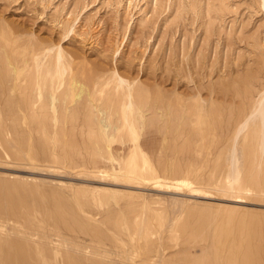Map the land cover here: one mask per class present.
<instances>
[{
	"label": "rangeland",
	"instance_id": "rangeland-1",
	"mask_svg": "<svg viewBox=\"0 0 264 264\" xmlns=\"http://www.w3.org/2000/svg\"><path fill=\"white\" fill-rule=\"evenodd\" d=\"M118 1L0 0V34L18 37L8 49L15 60L27 45L28 52L34 46L50 56L62 49L64 64L77 65L75 72L67 69L66 87L71 78L86 81L91 92L93 84L104 86L98 87L106 94L102 103L115 86L132 81L134 90L164 92L163 98L152 94L161 107L142 110L139 151L150 171L139 179L126 162L140 168L143 161L134 157L118 117L99 101V110L75 102L78 120L74 111L57 124L48 115L46 130L23 112L21 124L6 120L0 130V264H264V178L249 172L247 129L235 135L264 93V0ZM190 105L199 106L197 114ZM88 117L94 127L81 120ZM102 121L112 123L108 133L119 134H112V155L91 141ZM168 123L173 131L165 129ZM47 127L61 131L60 142ZM233 147L243 170L237 198L226 192Z\"/></svg>",
	"mask_w": 264,
	"mask_h": 264
},
{
	"label": "bare ground",
	"instance_id": "bare-ground-1",
	"mask_svg": "<svg viewBox=\"0 0 264 264\" xmlns=\"http://www.w3.org/2000/svg\"><path fill=\"white\" fill-rule=\"evenodd\" d=\"M114 1V0H113ZM117 2H119L118 0H116ZM122 1H120L121 3ZM188 2V1H187ZM186 2V3H187ZM197 3V2H196ZM195 3V4H196ZM112 4V3H111ZM130 4V3H129ZM183 4V3H182ZM192 4V3H191ZM226 4V3H225ZM224 4V5H225ZM187 5V4H186ZM211 5V4H210ZM158 7V6H157ZM192 7V6H191ZM201 7V6H200ZM208 7V6H207ZM217 7V6H216ZM223 8V6H222ZM185 9V8H184ZM186 9H187V6H186ZM198 9V8H196ZM217 10V9H216ZM183 11V10H182ZM187 11V10H185ZM190 11V10H189ZM199 10H197L198 12ZM196 12V11H195ZM196 12V13H197ZM191 13V12H190ZM209 13V12H208ZM210 14V13H209ZM197 15V14H196ZM69 20H67L68 22ZM66 22V21H65ZM70 23V22H68ZM71 25V24H69ZM68 26V25H67ZM91 26V25H90ZM69 27V26H68ZM71 28V27H70ZM67 29V28H66ZM90 29V28H89ZM68 30V29H67ZM92 31V30H91ZM90 31V32H91ZM86 32V31H84ZM89 32V33H90ZM87 33V32H86ZM1 35V34H0ZM2 40H1V37H0V51L3 55V59L0 60V130L1 131H5L6 130V124H7V119L10 120L11 124L12 123H16V124H21V113L23 112V114L25 115L26 118L30 117L31 121L32 122H36L35 124L39 125V128L40 129V125L42 126L43 130H46V127H45V124H46V120H47V116L52 114V120L54 121V124H57L59 122V119L60 118H63V120L65 121V119L68 118V116H72L74 115H77L75 112V109L73 106H75L78 102H81L82 105H86L85 107L90 106L91 108L94 109H97L99 110L98 108V103L101 102L102 98L106 96H103L104 94V86H101L103 87L104 89H101L100 91H98V87H100L99 85L97 86L96 84H93L92 88L94 90V92L90 91V88L85 84L86 81L84 83H79L77 80H75L74 78H71L69 80V77L66 79V81H68V87H66V83H65V79H64V75L65 73L66 74H69V72H66L67 69L68 71L73 67L72 65H74L75 63L71 64V68L69 69L68 66L70 65V63H66L64 64L63 60V54L64 53L61 49V51H58L57 53L55 52V54L53 56H50L48 53V55L45 53V52H42L43 49L40 51V49L38 48H29L31 49L29 52L27 51V47L29 45H27V47L25 48L24 47V50L22 49V51L20 52L19 56L16 57L17 59L15 60L12 56V54H10V52H8V49H11L9 48V42L10 43H13L14 45L16 44L17 40H18V37H17V40L16 39H12L10 35H6L2 33ZM21 37V36H20ZM20 39V38H19ZM41 44V43H40ZM45 44V43H44ZM46 45H49V44H46ZM17 46V45H16ZM23 46H26L23 45ZM42 46V45H41ZM39 46V47H41ZM44 46V45H43ZM50 46V45H49ZM31 47V45H30ZM53 47V50H54V46ZM51 48V47H50ZM18 50V48L16 49ZM20 50H21V47H20ZM48 50V49H47ZM44 51H46V48L44 49ZM49 51V50H48ZM52 51V50H51ZM56 51V49L54 50ZM13 52V51H12ZM62 52V53H61ZM52 55V54H51ZM29 56V57H27ZM48 57V59L46 61L43 60L44 57ZM31 62V64H30ZM68 64V65H67ZM67 67H66V66ZM75 67H77V65H74ZM29 67L30 69L33 67V70L28 73V70H29ZM85 67V66H84ZM78 68H79V65H78ZM81 68V67H80ZM73 69H74V72H75V68L73 67L71 69V72H73ZM82 69V68H81ZM7 70H10L9 74L6 75L5 73H7ZM78 71L80 69H77ZM88 71H90L88 68H87ZM30 71V70H29ZM77 71V72H78ZM85 71V70H84ZM87 71V72H88ZM92 71H94L92 69ZM86 72V71H85ZM84 72V73H85ZM79 73V72H78ZM78 73H73L75 76L78 74ZM91 74H88L87 75L89 76H92V72H90ZM104 73V72H103ZM68 75V76H69ZM79 75V74H78ZM86 75V74H84ZM86 75V76H87ZM72 76V75H70ZM80 76V75H79ZM82 76V75H81ZM89 76L90 80L89 82L92 80L91 77ZM83 77V76H82ZM110 78H112L111 76H109ZM109 77L107 80H109ZM85 78V77H84ZM116 78V77H114ZM83 79V78H81ZM86 80H88L87 78H85ZM100 79V78H99ZM106 80V77L104 78ZM104 79H102L104 81ZM113 79V78H112ZM84 81V80H82ZM126 81V80H125ZM111 82V80H110ZM117 82V78L115 80V84ZM133 82V81H132ZM131 82V83H132ZM91 83V82H90ZM104 83V82H103ZM108 83V82H107ZM106 83V84H107ZM130 83V84H131ZM99 84V82L97 83ZM105 84V87L106 86H109V85H112L113 84V81L111 84ZM130 84H128L127 86H121L122 84H118V88H116V86L114 87L111 86L114 90V93H111V90H110V93L113 94V95H109L107 93V91L105 93H107L109 95V97L106 99V101L102 103V105L105 107L104 109L106 110L107 113H109L108 115H116L118 117V120L121 122H119V125L122 124L125 129H126V135H127V140H129L131 143H133V155L134 157H136V155L141 158V160L143 161V166L138 168L135 164H133L132 162H126V166L129 170V172H134L135 175H133V177L139 179V178H143L144 177V174L146 171H150V167L147 165L146 163V159L142 156V153L139 151V148H140V144H139V141H140V130L139 128H141L144 123V115L143 112L142 113V110L143 108H147V109H154L156 108L157 106L158 107H161V105H159L157 102L160 101L158 99H154V97H152V94L154 96H156L158 93H160V91L156 94L154 93H149V91H146V90H143V89H138V90H134V87L130 86ZM103 85V84H102ZM125 85V84H124ZM139 85V84H138ZM64 86V90L62 92H59V90ZM90 86V87H91ZM110 87V86H109ZM218 87V86H217ZM111 88V89H112ZM116 88V89H115ZM122 90H120V89ZM100 89V88H99ZM159 89V88H157ZM108 90V88H107ZM112 90V91H113ZM160 90V89H159ZM98 91V92H96ZM97 93V94H96ZM101 93V95H100ZM164 93V92H163ZM162 92L160 93V96L161 94H163ZM86 94V98L87 100L85 102H83L85 99L82 100L83 98V95L85 96ZM226 94V93H225ZM98 95V96H97ZM107 95V96H108ZM164 95V94H163ZM159 94L157 95V98H160L158 97ZM161 98H163L161 96ZM179 99V97H176ZM171 99V98H170ZM182 99V98H181ZM167 99H165L166 101ZM180 100V99H179ZM98 102L97 104L95 102ZM76 102V104H75ZM170 102V100H169ZM177 102V101H176ZM180 102V101H179ZM183 102V101H181ZM61 103V108L64 107L63 109V114H59V108H58V104ZM100 103V104H101ZM160 103V102H159ZM197 103V102H196ZM75 104V105H74ZM80 104V103H79ZM99 104V106H100ZM169 104V103H168ZM176 104H179V103H176ZM184 104H186V102H184ZM198 104V103H197ZM81 105V106H82ZM101 105V106H102ZM181 105V104H180ZM178 106V109H182V105L181 106ZM254 107H252L253 109L250 111V113H248L246 116H245V119L242 123L238 124L239 125V128L237 129L235 135H236V138L240 135V133H242L244 130L247 129V132L244 136V143H246L248 145V149H249V156L251 158V161H250V169H249V172L255 174L257 177H260V178H264V93L261 95V97L256 100L255 104H253ZM185 106V105H184ZM183 106V107H184ZM189 106V105H188ZM192 106V105H190ZM200 106V104H199ZM196 106H192L193 109H200ZM77 107H78V104H77ZM83 107V106H82ZM84 107V108H85ZM195 107V108H194ZM101 108V107H100ZM203 108V106L201 107ZM248 108V107H247ZM79 109V108H77ZM81 109V107H80ZM192 109V108H190ZM83 110V109H82ZM92 110V112H93ZM103 109H101L100 111H102ZM169 111V109H167ZM189 110V109H188ZM39 111H41V115L39 114ZM74 111V113L72 112ZM85 111V109L83 110ZM82 111V112H83ZM87 111H89V108L87 109ZM99 111V112H100ZM158 111V110H157ZM180 111V110H179ZM190 111V110H189ZM203 111V109H202ZM201 111V112H202ZM207 111V110H206ZM209 111V110H208ZM214 111V110H213ZM96 112V111H95ZM98 112V113H99ZM149 112V111H148ZM212 112V111H211ZM33 113V114H32ZM107 113L106 114V117H107ZM150 113V112H149ZM160 113V112H159ZM170 112H167V116H169ZM197 114V110L195 112ZM205 113V112H204ZM210 113V112H209ZM208 113V115H209ZM31 114V115H30ZM88 114V113H87ZM92 114V113H91ZM95 114V113H94ZM97 114V112H96ZM95 114V115H96ZM147 114V112H146ZM154 114V113H153ZM171 114V113H170ZM179 114V113H178ZM200 116V111L198 113ZM219 114V113H218ZM74 115V116H75ZM82 115H84L82 113ZM93 115V114H92ZM100 115V114H99ZM194 115V114H193ZM207 115V117H208ZM211 115V114H210ZM8 116V118H7ZM41 116V117H40ZM61 116V117H59ZM78 116V118H77ZM76 116V120L79 119V115ZM84 116H87V115H84ZM98 116V114H97ZM243 116V115H242ZM93 117V116H92ZM103 117V116H102ZM151 117V116H150ZM185 116H183V119ZM197 117V115H196ZM201 117V116H200ZM73 118V117H71ZM87 118V117H86ZM83 120L81 119L82 121H87V123H91L90 121V117H88V119L86 120ZM97 118V117H96ZM95 118V119H96ZM99 118V117H98ZM111 120H113L110 116L107 117ZM146 118V117H145ZM160 118H163V115L160 116ZM169 118V117H168ZM206 118V114H205V117ZM211 118V116H210ZM235 118V117H234ZM103 119V118H101ZM105 119V118H104ZM117 119V118H115ZM170 119V118H169ZM200 119V118H199ZM196 120V122H198V120ZM212 120H214L213 118H211ZM72 122L71 119H69ZM97 121L99 119H96ZM189 120V118H188ZM201 120V119H200ZM209 120V119H208ZM211 121V123L208 122V124H211L213 125V122ZM238 120V118H237ZM74 121V120H73ZM96 121V122H97ZM105 121V120H104ZM107 121V120H106ZM150 121V119H149ZM148 121V122H149ZM157 121V120H156ZM63 122V121H62ZM93 122H94V119H93ZM108 122V121H107ZM112 122V121H111ZM110 122V123H111ZM154 122V121H153ZM166 122V121H165ZM201 122V121H199ZM197 123L199 125H202L200 123ZM69 123V122H68ZM86 123V122H85ZM98 123V122H97ZM116 123L117 120H116ZM150 123H152L150 121ZM156 122H154L155 124ZM194 125H195V121L193 122ZM191 123V124H193ZM203 123V122H201ZM229 123V122H228ZM83 124V123H82ZM92 126L94 125L93 123H91ZM102 124L103 126L100 128V131L98 132L99 134L97 135H93L91 136V141L94 143V144H100L101 146L97 147L99 148V150H103L104 152H107L108 155H112V142L114 140V135L118 133H114V135L108 133V130H106V126L107 124L109 123H104L102 121ZM146 124V122H145ZM34 125V124H33ZM88 125V124H87ZM99 125V124H98ZM109 125H112L109 124ZM147 125V124H146ZM36 126V125H35ZM66 126V125H65ZM86 126V124H85ZM149 126V125H147ZM146 126V127H147ZM165 126V125H164ZM205 126V125H204ZM203 126V128H205ZM18 127V126H17ZM94 127V126H93ZM100 127V126H99ZM152 127V126H151ZM189 127V126H188ZM198 127V126H197ZM211 127V126H209ZM213 127V126H212ZM217 127V126H216ZM238 127V126H237ZM48 128V127H47ZM62 128V127H61ZM98 128V127H97ZM118 126L115 127V129L117 130ZM144 128V127H143ZM50 128H48L49 130ZM58 129V128H57ZM66 129V127H65ZM87 129V128H86ZM112 129V128H111ZM110 129V130H111ZM165 129L167 131H173V126L168 123L165 127ZM183 129V128H182ZM192 129V128H191ZM17 130V129H16ZM15 130V132H16ZM51 130V129H50ZM99 130V129H98ZM97 130V131H98ZM176 130V129H175ZM178 130V129H177ZM185 130V129H184ZM187 130V129H186ZM209 130H211V128H209ZM51 131H54V130H51ZM66 131V130H65ZM121 131V130H120ZM182 131V130H180ZM202 131V129H201ZM2 132V133H3ZM24 132V131H23ZM26 132V131H25ZM43 132V131H42ZM61 132V131H59ZM57 130L54 131V134L53 132L51 134H53V139H55L56 141H61V138L60 136L63 135L59 133ZM64 132V131H63ZM62 132V133H63ZM177 132V131H176ZM184 132V131H183ZM18 133V131H17ZM16 133V134H17ZM46 133V132H45ZM67 133V132H66ZM66 133H65V136H66ZM120 134L123 133V130L122 132H119ZM180 133V132H179ZM205 133V132H204ZM203 133V134H204ZM20 134V133H19ZM22 134V133H21ZM73 134V133H72ZM183 134V133H181ZM187 134V132H186ZM216 134V133H215ZM74 135V134H73ZM119 134H117L116 136H118ZM122 135V134H121ZM142 135V134H141ZM198 135V134H197ZM211 135V138H212V134H209V136ZM23 135H21L22 137ZM42 136H44L42 134ZM64 136V135H63ZM69 136V135H68ZM71 136V134H70ZM69 136V137H70ZM75 136V135H74ZM123 136L125 137V134H123ZM121 137V138H124V137ZM143 136V135H142ZM164 136V135H163ZM168 136V135H167ZM181 137V135H179ZM179 136H178V139H179ZM187 136V135H186ZM201 136V135H200ZM203 136V135H202ZM204 137V136H203ZM202 137V138H203ZM17 138V137H16ZM63 139L65 137H62ZM75 138V137H74ZM74 138H72L74 140ZM120 138V137H118ZM150 138V137H149ZM200 138V137H199ZM209 138V137H208ZM207 138V139H208ZM46 138H44V142H46L45 140ZM50 139V138H49ZM70 139V138H69ZM71 139V140H72ZM117 139V138H116ZM145 139V138H144ZM154 139V138H153ZM204 139H206L204 137ZM210 139V138H209ZM235 139V137H234ZM31 140V138H30ZM88 140V139H86ZM120 140V139H119ZM118 140V141H119ZM124 140V139H123ZM123 140H121L122 142H124ZM146 140V139H145ZM166 140H168L166 138ZM186 140V139H185ZM203 140V139H202ZM212 139H210V142ZM33 141V140H32ZM49 141V140H48ZM47 141V142H48ZM64 141H68V140H64ZM62 141V142H64ZM76 141V140H75ZM90 141V140H89ZM88 141V142H89ZM237 141V140H236ZM29 142V141H28ZM54 142V141H53ZM51 142V143H53ZM72 143V141H70ZM127 142V141H126ZM123 143V144H126ZM168 142V141H166ZM190 142V141H189ZM209 142V140H208ZM50 143V141H49ZM76 144V142H74ZM87 143V142H86ZM129 143V142H127ZM149 143V141H148ZM192 143H194L192 141ZM235 143V142H234ZM15 144V143H14ZM55 144V142H54ZM58 144V143H57ZM66 144V143H64ZM93 144V145H94ZM209 144V143H208ZM45 145V144H43ZM49 145V144H48ZM59 145V144H58ZM73 145V144H72ZM77 145V144H76ZM147 145V144H146ZM145 145V146H146ZM152 145V144H151ZM235 145V144H234ZM237 145V144H236ZM246 145V146H247ZM47 146V145H46ZM65 146V145H64ZM63 146V148H64ZM78 146V145H77ZM150 146V145H149ZM43 146L41 145V148ZM48 147V146H47ZM67 147V146H66ZM75 147V146H74ZM45 147H43L42 149H44ZM88 148H89V145H88ZM207 148V147H206ZM234 150L232 151V156H231V169H230V172H228L232 178L230 179L231 181H229V185H228V190H226L227 193L231 194V196L237 198V197H240V195L243 193V190H242V182H243V175H242V172L243 170L241 171L240 167H239V156L237 154V151H236V148L233 147ZM241 148V147H240ZM70 149V148H69ZM243 151V150H242ZM45 152H46V149H45ZM97 154H99L97 151H96ZM102 153V152H101ZM103 154V153H102ZM100 155V154H99ZM107 155V154H105ZM114 156V155H113ZM132 157V159L134 158ZM110 158V157H109ZM115 158V157H114ZM116 159V158H115ZM114 159V160H115ZM131 163V164H130ZM216 163V162H215ZM175 169V168H174ZM191 171V170H190ZM189 171V172H190ZM151 173V172H150ZM173 174V173H172ZM96 175V174H95ZM97 176V175H96ZM128 177V176H127ZM131 177V176H129ZM131 177V178H133ZM108 179V178H107ZM180 179V178H179ZM178 179V180H179ZM196 179V178H195ZM119 180V179H118ZM123 180V179H122ZM128 181V179H126ZM161 180V179H160ZM167 180V178H166ZM174 180V179H173ZM176 180V179H175ZM182 180V179H181ZM180 180V181H181ZM132 181V180H131ZM142 181V180H141ZM183 181V180H182ZM133 182V181H132ZM186 182H189V181H185L184 180V184H187ZM136 183V182H135ZM169 183V182H168ZM182 183V182H181ZM141 184V183H139ZM157 184V183H156ZM189 184V183H188ZM228 184V182L226 183ZM161 185V184H160ZM166 185V184H165ZM171 185H174V184H171ZM169 186V184H168ZM167 186V187H168ZM175 186V185H174ZM178 186V185H176ZM191 186V184H190ZM225 186V185H224ZM158 187V186H157ZM166 187V188H167ZM227 187V186H226ZM12 188V187H11ZM27 188V187H26ZM165 188V187H164ZM174 188V187H173ZM183 188V187H182ZM170 189V187H169ZM226 189V188H225ZM33 190V189H32ZM188 190V189H187ZM196 191V190H195ZM224 191V190H223ZM247 191V190H246ZM34 192V191H33ZM36 192V191H35ZM189 192V191H188ZM194 192V191H193ZM198 192V189L197 191ZM199 194V193H198ZM205 195V194H204ZM107 196V195H106ZM200 196V195H199ZM198 196V197H199ZM234 198V199H235ZM239 201V200H237ZM38 203V202H37ZM146 206V205H145ZM146 208V207H145ZM155 212V211H154ZM168 212V211H167ZM147 214V212H146ZM152 214V213H151ZM147 216V215H146ZM150 217V216H149ZM147 218V217H146ZM156 218V217H155ZM154 218V219H155ZM160 218V217H159ZM141 219V218H140ZM161 219V218H160ZM162 221V219H161ZM69 223V222H68ZM140 223V222H139ZM116 224V223H115ZM174 224V223H173ZM172 224V225H173ZM153 227V225H151ZM174 227V225H173ZM137 228V227H136ZM146 228V227H145ZM251 228V227H250ZM140 230V229H139ZM244 232V231H243ZM35 233V232H34ZM151 233V231H150ZM253 233V232H252ZM249 236V235H248ZM250 237V236H249ZM148 239V237H147ZM246 240V239H245ZM154 243V242H153ZM98 246V245H97ZM257 248V247H256ZM72 249V248H71ZM98 249V248H97ZM146 251V250H145ZM148 251V250H147ZM104 252V251H103ZM131 252V251H130ZM98 253V252H97ZM109 254V252L107 253ZM131 254V253H130ZM35 255V254H33ZM106 255V254H104ZM95 256V255H94ZM35 257V256H34ZM101 257V254L99 255V258ZM105 257V256H104ZM122 257V256H121ZM129 257V256H128ZM31 258V257H30ZM103 259V256L101 257ZM130 258V257H129ZM112 259V258H111ZM122 259V258H121ZM36 260V259H35ZM123 260V259H122ZM127 260V258H126ZM102 261V260H100ZM125 262V261H123ZM122 262V264H123ZM99 263V262H98ZM128 263H129V260H128ZM207 263V262H206ZM35 264V263H34ZM127 264V263H126ZM143 264H147L146 262H144Z\"/></svg>",
	"mask_w": 264,
	"mask_h": 264
}]
</instances>
